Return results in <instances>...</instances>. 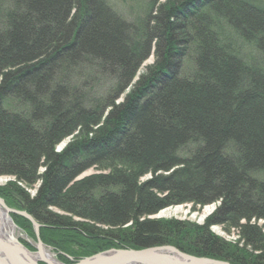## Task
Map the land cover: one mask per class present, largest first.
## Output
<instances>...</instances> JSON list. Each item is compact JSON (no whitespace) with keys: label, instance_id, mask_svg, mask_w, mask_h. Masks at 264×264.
Returning <instances> with one entry per match:
<instances>
[{"label":"trees","instance_id":"obj_1","mask_svg":"<svg viewBox=\"0 0 264 264\" xmlns=\"http://www.w3.org/2000/svg\"><path fill=\"white\" fill-rule=\"evenodd\" d=\"M120 1L124 15L109 0H0V174L41 180L32 200L8 187L73 240L57 251L65 262L171 244L264 264L251 223L264 219V7ZM91 167L100 173L77 180ZM217 201L203 225L148 218ZM213 224L238 229L244 248Z\"/></svg>","mask_w":264,"mask_h":264},{"label":"bare ground","instance_id":"obj_2","mask_svg":"<svg viewBox=\"0 0 264 264\" xmlns=\"http://www.w3.org/2000/svg\"><path fill=\"white\" fill-rule=\"evenodd\" d=\"M254 1L259 3V6L264 7V0H254ZM125 5H126L125 3H122V7H124ZM153 59H154V52L152 51L149 54L148 58L142 63L141 68H144L147 65H151L153 63ZM136 77L126 87V89L124 91L125 93H127L131 89V86L136 81ZM122 98H123V96L119 97L116 102L122 101ZM72 138H73V136H68V137H65L64 139H62L60 142H58L55 145L54 151L57 153L62 152L65 149V147L68 145V143L72 140ZM91 168H93V167H91ZM44 171H45V167L41 166L38 170V174L41 175V174H43ZM150 177H151L150 174H146L145 176H143L141 178V180H147V179H150ZM2 181H4V182L2 183ZM40 183H41V180L39 179L34 184L35 185V188H34L35 190H33L34 193L31 194V193H29V190H27L31 186L26 185L22 181L18 180L17 176L10 175V174H0V184H2V186H0V264H13V263L14 264H19V263L23 264L24 263V261L22 262V260L18 259L16 257V255H14L15 256L14 259H10L9 257H7L6 256L7 254L4 251L5 249H3V247H1V245H3V246H6V245L7 246H9V245L15 246V245H13V243H15V242L20 243V247H17L18 249H20V251L17 249L19 255L25 253V255H27L26 259H30L29 256H31L37 261V264H77L80 260L85 259V258L90 257V256H94L97 254L108 255L109 250H112V249L139 250V249L130 248V247L129 248H109L107 250L96 252L94 254H91L89 256H84V257H81V258L76 259V260H74L72 258L71 259L67 258L68 262H65L64 260H60L59 258L57 260L54 256V253L51 252L49 248L45 247L47 245L49 246V244H47V242L49 241L51 244L56 245L55 247L53 246L54 251H60V250H62L61 245H64L63 243H65V242L69 243V242H72L73 240L66 239L65 237L63 238L62 235H60L53 226H50V224L48 222L40 221L36 216H34L30 212L29 206L26 203L24 195L26 194L28 196V198L30 200H32V198H34L36 193H37V189H38ZM8 186L15 187L16 189H18L21 192H23L25 190L24 191L25 194L20 193L18 190L15 192L12 189H10ZM4 188L8 189L10 192L5 191L6 189L4 190ZM1 190H4V191H1ZM7 198H10V199L7 200ZM13 202H15V203H13ZM185 204H191V203H185ZM213 204L214 205L216 204V206H214V207H217L219 205V201L214 202ZM179 205H183V204H179ZM174 206H178V205H171V206L165 207V208L161 209L157 213V215H159V216L173 215L174 212H172L168 208H171ZM205 206L206 205H204L203 207H205ZM203 207H199V208H195V209L192 208V209L194 211H196V210L199 211V209H201ZM52 209H57V208L52 207L51 211H52ZM211 211H212V209H210L207 206L204 208V210L202 211L201 216H200L201 219L204 218V221L201 225H203L205 223L206 219L210 216L209 214ZM56 214H58V213L56 212ZM66 214H68V213H66ZM58 215H60V214H58ZM254 221H256V220L252 219L251 223L257 224V226L260 227L262 232L264 233V219H258L257 222H254ZM260 221L263 223L262 224L263 226H261L258 223ZM242 223H245V221H242ZM213 226L221 227L224 230V232H226L227 235L229 234L232 236V237H229V235H228L227 237H229V238H225V237L220 236V238H222L224 241H226L227 243H230L232 246H238L239 248H244L242 240H240V235H239L238 229L230 228V230L228 231V230H225L223 228V225L213 224V225H210L209 230ZM42 233L43 234L47 233L49 236L50 235L52 236V234H53V236L52 237L47 236V239H45V235H43ZM21 235L23 236L22 238H25V241L27 240L26 241L27 245L23 244V242H20L19 238L21 237ZM166 246L174 247L178 251H180L181 253H184V254H187L189 256H193L196 258L212 259V260L219 262L220 264H231V261L227 258H217V257L212 256V255H193V254L184 252V251L180 250L179 248H177L171 244L149 246V247H151V248L152 247H163V248H165ZM149 247H142V249L149 248ZM40 248L42 249L41 250L42 258H43L42 260H41L40 255L38 256V254H35V251H38ZM58 249H60V250H58ZM246 250L250 253H256V251L249 249V247L246 248ZM167 252H168V250H167ZM167 252L165 251V253H167ZM101 256L102 255H100L99 257H101ZM15 259L16 260L18 259V261H21V262L15 261ZM180 262H183V261H180ZM126 264H149V263H147V262H141V263L132 262V263H126Z\"/></svg>","mask_w":264,"mask_h":264},{"label":"water","instance_id":"obj_3","mask_svg":"<svg viewBox=\"0 0 264 264\" xmlns=\"http://www.w3.org/2000/svg\"><path fill=\"white\" fill-rule=\"evenodd\" d=\"M15 246H3L4 251L6 252V256L10 259H14V255L18 259H21L23 264H37V261L29 256L30 259H26L27 255L20 254L17 251V247H20V243H13ZM163 247H149L139 250H130V249H112L109 250L108 255H94L87 257L85 259L80 260L77 264H126V263H141V262H147L149 264H220L219 262L212 260V259H206V258H196L193 256H189L187 254L181 253L174 247L166 246ZM20 251V249H18ZM41 248L38 250L37 254L40 255L41 260L42 258V252ZM168 250V252H167ZM165 251L167 253H165ZM18 259L15 261H18ZM183 261V262H180ZM21 262V261H18ZM14 264V263H13ZM20 264V263H19Z\"/></svg>","mask_w":264,"mask_h":264},{"label":"rangeland","instance_id":"obj_4","mask_svg":"<svg viewBox=\"0 0 264 264\" xmlns=\"http://www.w3.org/2000/svg\"><path fill=\"white\" fill-rule=\"evenodd\" d=\"M109 2L115 7V9L116 10H118L122 15H124L125 13H124V11H123V7H122V3H121V1L120 0H109ZM125 17H127V16H125ZM173 170V169H172ZM96 173H100V171H98L96 168H90V169H88L87 171H85V172H83L80 176H78V178H77V180H80V179H82V178H84V177H87V176H90V175H93V174H96ZM166 174V173H165ZM5 181V180H4ZM4 181H2V183L4 182ZM0 186H2V184H0ZM35 188V185H33V186H31L29 189H27V190H29V193H31V194H33L34 192H33V190H35L34 189ZM1 191H4V190H1ZM25 191V190H24ZM8 199H10V198H7V200ZM16 199V198H15ZM14 199V200H15ZM13 203H15V202H13ZM217 204V203H216ZM216 204L214 205L213 203H211V204H208V205H206L207 207H209L210 209H212V211L210 212V214L209 215H211L212 213H213V211H214V209L216 208V207H214V206H216ZM193 205L192 204H183V205H178V206H174V207H171V208H168L169 210H171L172 212H174L173 213V215H170V216H159V215H157V213L156 214H154V215H152V216H149L148 218H150V219H154V220H167V219H173V220H180V221H188V222H190V223H194V224H196V225H201L202 223H203V221H204V218H202L201 219V213H202V211L204 210V208L206 207H203V208H201V209H199V211L198 210H196V211H194L192 208ZM178 208V209H177ZM196 208H199V207H196ZM176 209V210H175ZM51 212H54V213H58V214H60V216H68V214H66L65 212H63L62 210H60V209H52V211ZM70 217H71V215H70ZM73 217V216H72ZM72 220L73 221H80L78 218H76V217H73L72 218ZM261 226H263L262 224V222L260 221V222H258ZM258 224V225H259ZM210 232H212V233H214L215 235H217V236H222V237H225V238H229V237H232L231 235H229V237H227L228 235L226 234V232H224V230L221 228V227H219V226H213V227H211V229H210ZM23 236L21 235V237L19 238V240H20V242H23V244H26L27 245V243H26V241H25V238H22ZM32 244V243H31ZM33 245V244H32ZM45 247H47V248H49L50 249V251L51 252H53L54 253V256H55V258L58 260V258H59V254H58V252L57 251H54V249H53V246H45ZM68 247H70V246H68ZM140 249H142V248H140ZM247 251V250H246ZM37 252L38 251H35V254H37ZM79 259V258H78Z\"/></svg>","mask_w":264,"mask_h":264}]
</instances>
